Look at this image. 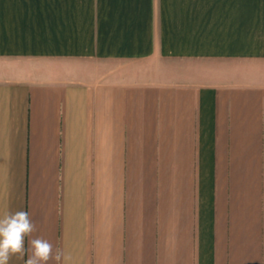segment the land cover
<instances>
[{
    "label": "crops",
    "instance_id": "obj_1",
    "mask_svg": "<svg viewBox=\"0 0 264 264\" xmlns=\"http://www.w3.org/2000/svg\"><path fill=\"white\" fill-rule=\"evenodd\" d=\"M19 210L59 264H264V0H0Z\"/></svg>",
    "mask_w": 264,
    "mask_h": 264
},
{
    "label": "clouds",
    "instance_id": "obj_2",
    "mask_svg": "<svg viewBox=\"0 0 264 264\" xmlns=\"http://www.w3.org/2000/svg\"><path fill=\"white\" fill-rule=\"evenodd\" d=\"M36 231L27 211L5 212L0 217V264H9L13 257L24 264H48L49 261L59 264L63 257L61 250H54V245L43 237H33ZM26 238H29L27 248ZM63 258L67 260V257Z\"/></svg>",
    "mask_w": 264,
    "mask_h": 264
}]
</instances>
